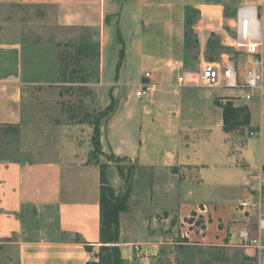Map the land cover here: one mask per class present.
<instances>
[{"label":"crops","instance_id":"obj_1","mask_svg":"<svg viewBox=\"0 0 264 264\" xmlns=\"http://www.w3.org/2000/svg\"><path fill=\"white\" fill-rule=\"evenodd\" d=\"M170 1L0 0V7L52 9L54 16L41 15L39 20L50 19L58 29L98 32V85L102 87L107 27L116 19L119 25L128 7L136 8V13L127 14L143 25L153 22L145 17L154 8L168 9L171 16L176 9L178 19L171 18L165 24L169 37L179 40L184 48L187 8H199L203 19L219 11L225 0L221 4L182 0L176 5ZM27 24L13 16L0 21V241L18 256L19 264L98 261L102 183L101 168L91 161L93 129L79 123L48 121V117L28 109L30 90L61 85V46L28 41ZM118 30L121 33L120 27ZM205 41L206 37L202 43ZM172 47L171 43L169 49ZM169 60L174 58L154 60L153 64ZM186 89L159 93L152 103L161 104L163 95L176 99L194 95ZM242 104L249 109L250 127L259 133L244 147L224 132L220 113L214 118L194 115L201 120L197 124L187 115L182 130L193 139L199 137L194 142L174 139L178 115L171 112L145 108L143 112L116 111L111 117L101 135L104 150L137 161L139 169L146 168L149 175L144 193L138 194L142 190L134 188L130 209L120 216L118 246L123 264H154L161 256L159 246L152 237L134 233H156L160 228L178 229L182 238H196L201 246L237 247L238 233L243 230L264 242V234L257 231L259 219L264 218V99ZM115 176L113 184L119 182ZM259 176L262 183L251 180L250 189L247 182ZM244 201L254 207L237 210ZM193 213L203 221V227L196 229L198 234L191 229L194 227L186 226ZM127 233L133 234L129 237ZM136 245L144 250L139 258L134 254ZM246 251L256 256L254 248Z\"/></svg>","mask_w":264,"mask_h":264},{"label":"rangeland","instance_id":"obj_2","mask_svg":"<svg viewBox=\"0 0 264 264\" xmlns=\"http://www.w3.org/2000/svg\"><path fill=\"white\" fill-rule=\"evenodd\" d=\"M181 1L172 0L170 3L176 5ZM194 1L215 2L216 4H221L222 2V0ZM242 1L225 0L219 8V11L212 12V14L206 16L209 21L219 23L218 27L222 30L216 32H200L199 27L202 24L203 13L199 8H187L186 12H189L193 27V34L190 35L192 44L189 48L185 46V43L183 48L179 40H173L169 37L168 24L165 23L171 18L174 20L178 19L176 9L172 10L173 13L171 16V12L168 9L158 10L154 8L145 17V19L153 22L143 25L140 22H136V20L134 21L132 16L127 14L131 12L136 13V8L131 9V7H128V12H125L126 15L123 16L119 25L116 23V19V22L112 23L110 27H107L102 68V87L95 80L83 82L80 75H74L71 71L74 69L78 71L81 66L85 70L83 75L86 76L90 71L95 70L94 63L91 64L89 60H83L79 66L72 60H69L67 65L64 66L60 57L62 52H65L62 50L65 49L61 47V50L58 52L61 85L58 87H35L30 90L26 100L27 107L30 111L38 112L40 116L48 117V121L72 122L92 126L93 136L94 125L92 122L99 121L103 131L116 111L131 112L132 110H136V112H143L145 108H148L147 111L171 112L172 115H178L174 120V139H180L181 142H194L195 139L199 140V137L193 139L190 134L185 135L184 130H182V124L187 123L186 117L188 114L192 118V124H197L201 120L197 121L196 118L199 116L195 117L194 115L202 113L203 115H207L205 116L206 118H214L215 115L220 113L224 132L229 135L232 142H236L237 146L244 147L246 142L251 138L250 132L255 131L250 127V124L248 127L225 128L224 112L230 105L235 109L239 107L247 108L245 104L235 100L236 97H234L233 92L229 93L228 90L226 92L222 89L205 87H189L186 90L194 93V95L189 97L181 96L180 99L163 95L160 98L162 99L160 101L161 104L142 102L135 98L136 86L140 83L144 72L156 67L153 64L154 60L162 58L183 60L187 68L193 71H199L203 62L217 61L223 51L235 56V50H222L224 49L222 43L226 42L227 35H233L231 29L232 19L236 15L237 9ZM156 14H159V16ZM41 15L45 17L49 15L54 16L55 10L40 9L37 7L24 9L0 7V21H3L8 16H13L14 19L21 17V19L28 21L26 38L30 42L38 41L45 44H65L66 47L68 46L67 49H70V51H66L69 54L74 52L71 48L72 45L80 44L84 40L83 38H86V41L91 43H99V33L96 31L89 29H58L52 25L50 19L46 21L47 19L44 17L43 20H39V16ZM119 27L122 37L125 40L126 54L123 65L117 73L120 51L123 48L118 39ZM202 34L206 37L204 43H202ZM210 42H219L221 50L214 49L212 46L209 47ZM171 43L173 46L172 50L169 49ZM143 104L148 106L146 107ZM160 105L161 107L158 108ZM108 108L113 111L109 112L103 118H100L101 114ZM161 122H165V120H161ZM136 141L137 143L139 142V135H136ZM91 161L103 170L104 180L117 197L127 195L128 208L124 212L129 211L130 199L134 188H137V191L140 188L142 191H139L138 194H143V190L148 187L147 181L149 175L147 169H139L137 161H133L128 157L116 156L110 150H104L103 145L100 153L92 151ZM119 169L123 175L119 173ZM114 175H116V179H119L117 184L112 183ZM136 177H138L137 186ZM186 223L187 227L189 225L194 227L191 229L195 230L197 234L198 231L196 229L203 227V221L198 217L197 213H193ZM181 233L182 231L178 229L165 231L163 228H160L156 233L136 232L134 234L136 236L142 234L146 238L147 236L148 238L152 237L153 243L159 246L161 256L154 264H258L256 258L247 253V249L244 247L201 246L198 244L196 238L193 240H189L188 237L182 238ZM132 234L129 233L128 236L130 237ZM2 242L0 241V264H19L18 256Z\"/></svg>","mask_w":264,"mask_h":264},{"label":"built area","instance_id":"obj_3","mask_svg":"<svg viewBox=\"0 0 264 264\" xmlns=\"http://www.w3.org/2000/svg\"><path fill=\"white\" fill-rule=\"evenodd\" d=\"M218 26V22H211L204 16L199 31L204 33L222 30ZM231 29L233 35H227L226 42L222 44L230 50H235V56L223 52L217 61L203 62L199 71L187 68L183 60L174 59L157 64L155 68L144 72L136 86V100L153 102L159 93H179L189 87L233 91L239 94L235 100L241 103L254 99L263 100L264 0H243L232 19ZM204 38L205 35L202 34V41ZM258 134L256 131L250 132L251 138L257 137ZM251 180L262 183L261 176L251 177L247 182L250 189L253 185ZM253 207L250 202L244 201L237 206V210ZM257 231L264 234V218L259 219ZM235 245L247 249L254 248L257 263L264 264V242L260 238H252L247 230H243L238 233ZM134 254L135 258L143 256V248L136 245Z\"/></svg>","mask_w":264,"mask_h":264},{"label":"trees","instance_id":"obj_4","mask_svg":"<svg viewBox=\"0 0 264 264\" xmlns=\"http://www.w3.org/2000/svg\"><path fill=\"white\" fill-rule=\"evenodd\" d=\"M191 34H193L192 20L189 16V12H186V22H185V46L190 47L192 44ZM78 45H72L73 53L69 54L66 51H70L64 45H60L64 47L65 51L61 54V61L64 63V66L67 65L69 60H72L76 64L80 66L81 61L89 60L91 64L94 63L95 70H92L88 73V75L84 76L83 67H79L78 71L71 70L74 75H80L81 79L84 81L87 80H99L100 74V44L91 43L86 41V38H83ZM118 39L123 48L120 51L119 63L117 65V73L119 72L121 66L123 65V61L125 59V47L124 41L122 39L120 30H118ZM213 47L214 49L221 50V45L219 42H210L209 47ZM222 50H229V48L223 47ZM225 52V51H223ZM214 62V61H212ZM113 110L108 108L101 114L100 118L106 116L109 112ZM225 119V128L232 127H248L250 124V113L248 108L239 107L234 108L232 105L228 107L224 112ZM94 125V136L92 138V146L93 152L100 153L102 150L101 145V134L102 127H100L99 121L92 122ZM119 173L121 170L119 169ZM101 198H100V250L97 254L98 261H91L87 264H123V258L121 255L120 247L118 246L119 238H120V214L127 210L128 205V197L127 195L124 197H117L113 190L109 187L108 183L104 180L103 170L101 169Z\"/></svg>","mask_w":264,"mask_h":264}]
</instances>
